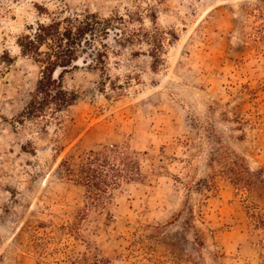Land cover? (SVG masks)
Here are the masks:
<instances>
[{"label": "rangeland", "instance_id": "obj_1", "mask_svg": "<svg viewBox=\"0 0 264 264\" xmlns=\"http://www.w3.org/2000/svg\"><path fill=\"white\" fill-rule=\"evenodd\" d=\"M139 7L157 9V27L178 36L163 67L153 72L150 59L129 51L112 56L113 79L131 84L103 93L101 72L82 59L64 77L80 98L60 129L13 126L41 77L17 45L30 26ZM222 146L253 173L264 168V0H0V264H74L85 255L112 264H264L246 218L247 206L264 209V182L247 194L226 182L191 190L211 175ZM105 147L135 156L142 178L92 202L59 167L71 159L76 169L80 155ZM200 204L206 222L196 224L212 231L203 246L181 219Z\"/></svg>", "mask_w": 264, "mask_h": 264}, {"label": "trees", "instance_id": "obj_2", "mask_svg": "<svg viewBox=\"0 0 264 264\" xmlns=\"http://www.w3.org/2000/svg\"><path fill=\"white\" fill-rule=\"evenodd\" d=\"M156 10L149 7V15H144L139 7L134 11L126 10L124 15L113 13L108 18L87 11L73 17L30 26L29 33L18 38L17 45L22 57L31 59L40 67L41 77L28 104L15 118L13 126L24 127L27 123H32L42 133H47L52 126L60 129V116L74 107L80 98L77 92L66 89L64 77L82 59L90 68L101 72L103 93H106L108 86L113 91L122 92L131 84L117 83L119 77L113 79L109 71L112 56L118 58L129 51L131 58L147 57L151 61V70L157 72L166 63L167 46L176 42L178 36L175 31L167 33L157 27ZM145 17L151 28L146 27ZM1 58L4 64L13 63V58L8 53ZM58 72L60 74L56 77ZM131 77L132 75L129 79ZM133 79L139 81L140 76L134 75ZM57 148L61 146L57 145ZM23 151L35 154L34 151H27V147H23ZM210 162L211 175L200 180L191 190L197 193L212 191L218 184L226 182L242 194H247L252 191L256 181L264 182V168L253 173L244 157L223 146L215 152ZM138 165L135 156L105 147L80 155L76 169L72 166L71 159L62 162L59 174L83 186L89 199L100 203L101 199L111 196V192L123 181L141 179ZM202 207L203 204L198 206L197 213L194 207H187L185 214L181 215L183 230L185 233H195L199 240L197 246H203L202 236L205 235V230L212 232L196 224L199 222L205 225ZM246 218L251 232L261 236L264 249V209L247 206ZM74 264L112 263L97 255L92 258L85 255Z\"/></svg>", "mask_w": 264, "mask_h": 264}]
</instances>
